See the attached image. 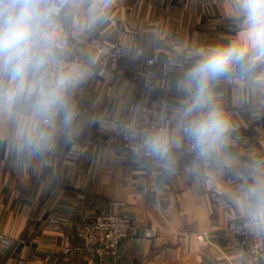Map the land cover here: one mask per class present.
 I'll return each instance as SVG.
<instances>
[{"label":"crops","instance_id":"crops-1","mask_svg":"<svg viewBox=\"0 0 264 264\" xmlns=\"http://www.w3.org/2000/svg\"><path fill=\"white\" fill-rule=\"evenodd\" d=\"M237 3L71 0L60 21L77 33L70 49L88 69L91 110L74 120L70 136L57 128L51 147L40 152L17 147V117L25 119V106L18 105L15 115L0 111V232L16 240L0 251V264L261 263L225 226L247 218L234 198L251 183L252 166L264 165V63L236 65L210 85L230 126L213 159L186 155L183 135L175 132L176 109L185 99L178 85L197 59L195 51L248 44ZM92 37L115 40L130 53L102 68L88 44ZM149 56L154 64L145 74L141 65ZM161 95L170 100L179 140L170 163L127 151L120 137L133 105H154ZM112 212L153 228L155 236H129L114 254H100L75 236L74 222ZM50 214L63 219L62 232L44 226Z\"/></svg>","mask_w":264,"mask_h":264},{"label":"clouds","instance_id":"clouds-1","mask_svg":"<svg viewBox=\"0 0 264 264\" xmlns=\"http://www.w3.org/2000/svg\"><path fill=\"white\" fill-rule=\"evenodd\" d=\"M66 6L67 0H0V111L15 115L18 105L25 106L26 117H17L15 133L22 151H43L51 147L57 128L69 136L73 128L72 93L88 69L65 59L59 21ZM237 7L247 46L232 42L197 49V59L178 85L185 99L176 109L175 132L191 142L202 160L224 148L230 127L210 85L236 65L252 69L264 63V0H238ZM178 144L177 136L162 128L147 134L142 148L170 163L171 148ZM249 175L251 183L241 186L234 201L250 225L264 231V165L256 162Z\"/></svg>","mask_w":264,"mask_h":264},{"label":"built area","instance_id":"built-area-1","mask_svg":"<svg viewBox=\"0 0 264 264\" xmlns=\"http://www.w3.org/2000/svg\"><path fill=\"white\" fill-rule=\"evenodd\" d=\"M70 2L71 0H67V6ZM65 9L62 10L61 16ZM59 23L64 40L65 59L84 66L85 61L81 54L70 49L71 39L76 37L77 33L72 28L64 26L61 21ZM88 44L96 52L98 56L97 63L102 68L116 66L123 62L130 53L127 46L105 37H92L88 40ZM153 64L154 57H147L141 65V71L150 74ZM71 100L76 111L75 119L89 114L91 106L87 99L84 79L72 93ZM170 104L169 98L166 95H161L154 105L146 102H138L133 105L120 134L122 144L127 151L160 162L159 159L143 150L142 143L147 134L158 129L166 128L173 134L175 121L170 111ZM180 147L186 155H197L191 146V142L184 136ZM173 148L174 145L171 150ZM44 226L62 232L64 221L57 214H50L45 219ZM73 229L75 236L81 242L94 247L100 254L116 253L121 242L129 236L136 241L155 236L153 228L138 226L133 223L131 217L121 212L101 213L88 217L74 222ZM225 230L240 237L247 250L261 261L260 264H264V231L254 229L247 218L228 223ZM15 244L16 240L13 237L0 232V251L6 252L13 248ZM70 250V247L65 248L64 253H68Z\"/></svg>","mask_w":264,"mask_h":264}]
</instances>
